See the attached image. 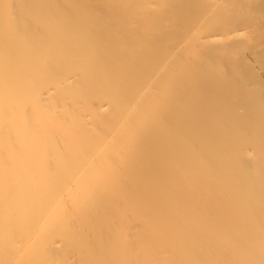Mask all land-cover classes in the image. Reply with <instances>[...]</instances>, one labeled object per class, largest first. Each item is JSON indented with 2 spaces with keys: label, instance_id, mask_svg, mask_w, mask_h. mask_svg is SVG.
<instances>
[{
  "label": "bare ground",
  "instance_id": "obj_1",
  "mask_svg": "<svg viewBox=\"0 0 264 264\" xmlns=\"http://www.w3.org/2000/svg\"><path fill=\"white\" fill-rule=\"evenodd\" d=\"M0 264H264V0H0Z\"/></svg>",
  "mask_w": 264,
  "mask_h": 264
}]
</instances>
